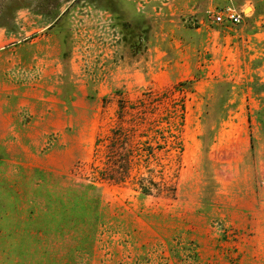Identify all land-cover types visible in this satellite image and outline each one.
<instances>
[{
	"label": "rangeland",
	"instance_id": "374dc122",
	"mask_svg": "<svg viewBox=\"0 0 264 264\" xmlns=\"http://www.w3.org/2000/svg\"><path fill=\"white\" fill-rule=\"evenodd\" d=\"M258 111L264 0H0V264H264Z\"/></svg>",
	"mask_w": 264,
	"mask_h": 264
},
{
	"label": "trees",
	"instance_id": "16d2710c",
	"mask_svg": "<svg viewBox=\"0 0 264 264\" xmlns=\"http://www.w3.org/2000/svg\"><path fill=\"white\" fill-rule=\"evenodd\" d=\"M258 114H259V121L261 123V127H262V124L264 125V119H263V111H258ZM123 168H125L127 166V168H129V161H126V165H121ZM112 179V178H110ZM119 181V182H122L124 181L123 177H119L118 179H115V181ZM97 189V185H95L94 183H91V184H84V183H81V184H78V185H75V186H71V187H67L66 188V193L69 194V199L65 200V199H59V195L57 194V197L54 196L52 198L51 195L48 196V199L49 200V206L51 203H61V207L62 206H65L66 208H70L72 211L75 212V214H80L82 209H83V204H84V201H83V196L85 198H87V193L85 192V190L87 189ZM142 188V191L146 194H149V189L146 185H142L141 186ZM99 204V202H98ZM97 217V216H96Z\"/></svg>",
	"mask_w": 264,
	"mask_h": 264
},
{
	"label": "built area",
	"instance_id": "2783aa9c",
	"mask_svg": "<svg viewBox=\"0 0 264 264\" xmlns=\"http://www.w3.org/2000/svg\"><path fill=\"white\" fill-rule=\"evenodd\" d=\"M243 16L236 8L232 6L226 7L224 10H220L216 13L214 21L217 23H231L238 25L242 22Z\"/></svg>",
	"mask_w": 264,
	"mask_h": 264
}]
</instances>
